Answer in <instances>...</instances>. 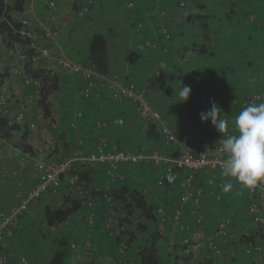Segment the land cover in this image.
Returning <instances> with one entry per match:
<instances>
[{
    "label": "trees",
    "instance_id": "trees-1",
    "mask_svg": "<svg viewBox=\"0 0 264 264\" xmlns=\"http://www.w3.org/2000/svg\"><path fill=\"white\" fill-rule=\"evenodd\" d=\"M116 1L119 4L124 3V9L131 12L132 16L127 30L129 29V34L132 36L133 40L135 35H138L140 39V41H136L137 45L134 44L133 41L131 42V49L138 54H142V52L144 53L151 50L147 48L144 49V51L137 49L141 43L148 39L156 44L157 49L156 51H153L157 52L154 65L155 71L153 70L151 74L152 76L149 78L154 80V75L158 71L162 74L161 84L164 83L166 79L172 81L174 80L175 82L184 79L186 80L184 81L186 85L193 88L195 83V78L193 77L194 72L188 69V66H191L192 63L200 67L205 66L204 69H206L207 66H210L209 72L214 73L215 76L217 75L220 80L222 78H226L227 76H235L238 82L242 85L244 84V86H248V88L250 87V82H256L260 78V75L264 73V70L258 68L259 66L256 67L257 63L254 62L255 59H262L264 61V43L260 48H256L254 50L251 45L249 46L247 44V41L251 40V34L245 26L240 28L233 25V21H239V19L234 16L240 12L239 8H237L236 2L233 0H162L160 4L146 3L143 0ZM90 2V5L84 3L76 9L78 17L84 16H79L78 13H80L84 7L89 8V6L93 4V0H90ZM127 2H131L134 5L133 10L126 8ZM30 4V0H0V45L6 52L11 50V55L15 57V62H18L17 65H14L11 68H9V66L3 67L0 71V96L4 85L11 79V77L12 79H18L20 82H24L23 84L31 85L28 82H36L38 84V98L36 104L43 113V119L50 122V126L48 127L49 130L46 129L47 139L45 141L47 142L50 150L48 152L46 151L45 154L42 153V159L46 162H53L56 160L68 159L75 153L78 148L77 139L74 134L76 132L71 128L77 120L76 113L78 111L82 113V119L81 121H78L79 129L83 128L85 125L89 126L87 123L90 121V113H88V110L84 111V108L86 109L89 104L87 100H83L79 95L84 83V81L80 79L81 86L76 92L77 96L82 101L80 102L81 105H83H73L72 108H70L71 106H68L65 114H59V112L62 113L61 110L57 111L58 114H54L53 105L50 99L61 92L64 85V76L61 72H56L52 68V63H48L46 57L42 55V51H44V49L49 50V45H52V42L46 37L44 29L57 28L45 20H37L26 15V10L30 9ZM47 8L49 12L54 11L49 8L48 4ZM162 12H164V15H161ZM137 19L139 20V23L143 24V29H139L137 27L135 22ZM36 21H40L43 27H38L36 25ZM159 28H166L168 30L169 39L166 40L164 37L158 35L157 30H159ZM240 30L241 35H236L235 33ZM150 31L153 33L150 34ZM32 32H34V38H29L25 34ZM147 32L149 36H152L151 39L147 37L148 35H145ZM113 47L114 46L110 43L104 33L100 31L95 32L91 35L83 60L76 63L81 64V66L85 69H90L96 72L99 76L105 78L106 80H114L115 78L120 79L119 72L122 69H126V67L123 65L120 69H117L115 64L117 62H112ZM138 56L139 55L136 57L139 58L140 56ZM14 69L17 70L16 73H13ZM195 72L197 73L198 71ZM130 74L131 73L124 77V81L127 83L132 81V83H134L133 80H129ZM132 74H135V71H133ZM136 85L143 86L139 84ZM165 88L166 86L163 84V86L158 87L157 89L164 91ZM243 90L246 93L261 92L250 91L245 87ZM106 96L107 94L105 93L103 99L105 102L103 105L104 108L101 106L99 111H94V109L91 114L94 116H96V114H102L104 116L107 115L110 116L111 120H113L119 114L121 107L125 109L126 115L135 116V106L132 102H125L123 106L118 102H110L113 103L112 105L115 106V109L111 108L110 111H112V113L108 114L107 110L111 104L108 105ZM229 101L230 99L227 102L228 106ZM157 109L159 110V108ZM187 109L190 110L191 108L187 106ZM232 111L233 114H235L234 110ZM195 112L193 114L191 112V114H187L185 116L186 120L191 121L195 118L199 119ZM17 115L18 114L12 115L8 109L6 110L5 108H1L0 140L10 142L13 150L19 149L25 154H28L31 158L35 159L36 157L33 155L31 146L27 142L31 132V123L28 122L26 117H24L23 122L18 123L16 120ZM167 120L170 122L169 119ZM57 123H59V127H53V125ZM94 123L93 125H90L93 131H91L88 135L91 136L90 138L85 140L83 133L80 136V133L78 134V137H83L85 143H88V145L87 143L85 144L86 149L85 146L82 147L85 152L87 149L88 152H92L97 143V132ZM124 127L113 128L123 129V139H119L120 137H118L119 134L117 131L114 133H108L110 142L116 144L119 149L136 152L143 148H147L151 151L154 147H157L158 150L162 152H168V148L164 145L160 135L154 127L150 126L147 131L141 132L140 127L138 128L137 126L136 134L134 136L130 135L129 127ZM101 131H105V129ZM37 158L40 159L39 157ZM28 167H30L29 170H31V163H28L26 169ZM143 167L148 166L123 168L121 170L122 173L125 174L126 178L124 182L116 183L111 188L114 200L113 209H115L118 221L126 227V233L124 234V238L122 237V240L126 241L128 248L135 245L137 241H140L141 243L136 246L135 254L138 264H162L158 250H156V244L161 241H165L162 240L157 228V209L160 208V205H156L154 202L149 201L142 186L134 189L129 187V178L127 177L129 169L141 170ZM29 170H26L25 172ZM103 171L104 167L102 166H98L93 169L83 168L82 172L79 174V181L83 183L86 188L88 187L87 189H89L90 184L93 187L92 189L95 190L96 188L101 187L102 183L96 184L93 182L94 180L92 181V178L94 176H97L98 179L103 178ZM199 174L196 176V180H199L197 179ZM217 174L218 173L207 172L206 175L208 178L211 175L216 176ZM37 178L38 176L35 174L36 181ZM205 186H207L209 190L204 188ZM205 186L200 184V186L198 185L197 187H200L204 194L206 193L205 190L213 192L214 188H209L207 184ZM15 188L16 184H14L11 188L13 189V193L16 190ZM215 191L218 195L223 192L222 187L215 188ZM95 194L96 192H93L92 196H97ZM54 199L55 198L51 197V195L46 194L33 202L36 207L43 206V220L40 225L42 224L43 226H46L51 231L59 230L60 226L75 220L76 214L85 209L81 201L66 197L60 198L61 201H58L59 205H49L48 201L52 202ZM248 200H250V196H248ZM246 201L247 200H245V206L247 209L249 203ZM97 203L99 204L98 208L105 213L104 220L101 219L104 225V221L106 220L107 215H109V212L107 207L104 206L98 199ZM35 212L36 211L33 210L32 214L34 215ZM242 215L245 219L246 214H241V216ZM86 217L84 218L87 227ZM164 218L166 222L170 224L166 217ZM247 220L249 224V217ZM250 232V236L248 237L242 234L238 238V244L236 243L232 246L237 247L238 245L243 246L244 244L243 250L248 248V246H258L263 250V230L259 229L257 231L253 230ZM17 233L18 231H16L10 239H6L2 243L0 242V254L6 255V249L3 244L14 238ZM148 233L149 237L147 235ZM31 234H33L32 236L34 237L38 236H35L34 231H32ZM42 235L44 236V234ZM145 235H147V241L142 244V239ZM30 240L32 241L30 244H33V240ZM53 241L56 243L51 247L52 251L48 256V260L42 264H67L70 257L76 256V254L79 253L83 254L85 257H91L89 255H85L84 250L86 239L81 242L78 238H76V236L69 237L61 231L56 235V238H54ZM115 241L118 247L119 239L115 238ZM30 244L28 242L24 248H31L32 246H30ZM192 244L193 243L188 241L187 244L184 243L181 246L174 245L171 247L174 252L178 253L177 257L180 263L213 264L212 258L209 259L208 257L199 259L193 263V253L190 252L188 255L185 254V250L188 249L189 246L191 248ZM18 250L19 248L17 251ZM243 256L245 255L243 254ZM24 258L26 259L25 256Z\"/></svg>",
    "mask_w": 264,
    "mask_h": 264
},
{
    "label": "crops",
    "instance_id": "crops-1",
    "mask_svg": "<svg viewBox=\"0 0 264 264\" xmlns=\"http://www.w3.org/2000/svg\"><path fill=\"white\" fill-rule=\"evenodd\" d=\"M30 1V9L26 10V15L37 20H45L49 24L51 23L52 25H54V27L59 29V35L55 43L52 42V45H49V50L44 49V51H42V55L46 57L48 63H52V68L56 72H61L64 76V85L61 92L51 97L50 99L53 105L54 114H58V110L62 111V113L59 112V114H65L68 106H71L70 108H72L73 105L80 106V102H82L81 99L77 96L76 92L81 86L80 77L78 78L77 74H73L67 69H62L57 61H62L64 59L71 62H81L86 54L91 35L99 31L104 33L110 43L114 46L112 50V62H117L115 63L117 69H120V67L123 65H125L126 67V69H122L119 72L120 79L118 80L124 81V77L131 73L129 76V80H133L135 84L144 86L148 84L147 82H152L154 87L150 88L151 92L148 94V101L155 109L159 108V110H157L164 115H162L164 118L169 119V124L176 133H179V130H181V128L179 130L177 129L178 127L176 126V123L179 125V127L183 125L185 121H187L185 118L187 114H193L196 111L195 114H197L200 120V113L207 111L206 106H203L202 104H198L189 110L187 109V106L189 107L188 100L186 102H179L181 100V97L179 96V88H177L178 82L166 79L164 83L161 84L158 82L157 84V82H155L152 78H149L152 76L151 74L153 70L155 71L154 65L157 57V52L147 51L144 53L142 52V54H138L131 49V42L133 41L134 44H136V41H140V39L138 35H135L133 40L132 36L129 34V29L127 30L132 14L131 12L124 9V3L119 4L116 0H93V4L89 6L90 9L88 8L86 14L83 17H78L76 9H78L84 3L88 4L90 0ZM49 1H53L56 4V8L52 12H49V10H47V2ZM152 33L153 32L150 31V34ZM145 35L147 36L148 32ZM147 37H149L150 39L152 38V36L149 35ZM137 55H139L140 57L138 56L139 58H137ZM17 64L18 62H15L14 56L8 54L4 50L1 52L0 71L3 69V67L9 66V68H11ZM197 66L198 65H195L194 63H192L191 66H188V69L194 72V87L196 86L215 90L218 94L219 104L224 107L227 112L229 125H233L235 114H233V111L232 109H230L227 102L229 99L237 96L239 93H246L243 90L244 86L242 87V84L238 82L235 76H227L226 78H222L220 80L218 79L217 75L215 76L214 73L209 72L210 66H207L206 69H204L205 66ZM133 71H135V74H132ZM195 71L198 72L196 73ZM183 81L186 80L183 79ZM23 83L24 82H20L18 79H12V77L9 81L6 82L1 93V97L4 100L3 106L6 110L8 109L10 113H12V115L20 112L23 113L24 117L28 119V122L34 125V128L31 129L27 142L31 146L34 157H39L42 159V153L45 154L46 151L48 152L50 150L47 142H45L47 139V130H49L48 127L50 126V122L43 119V113L36 104L38 98L37 90L31 85ZM163 84H165L166 86L164 91L158 90L157 88L163 86ZM185 85L186 83L183 86ZM171 86H173L172 90L170 92L167 91ZM193 88H191V90ZM109 91L110 87L108 85L102 87L101 102H104V94H107ZM87 102L89 106L86 107V109L84 108V111L88 110V113H90V121L89 123H87L89 126L85 125L83 128H81L82 130L79 129L78 121H81L80 119L76 120V122L74 123L75 126H72L71 128L76 132L74 134L77 139V146L79 147L78 140H82L81 142L82 145L85 146V149V144L87 143H85V140L91 137L88 136L92 131L90 125H93L94 122H97L99 120H103L106 122H109L111 120L110 116L107 115L104 116L102 114H96V116H94L93 114H91L92 110L94 109V111H99L100 107L104 105L105 102L103 104L99 101ZM112 104L113 103L108 102V105H110L107 110L108 114L112 113V111H110L111 108L115 109V106ZM102 108H104V106ZM120 113H123L125 115L124 116L122 114L126 120L124 128L130 127V125L133 128H137V126L139 128L141 126V121L137 117V115L128 116L126 115L125 109L121 107L118 115H120ZM174 119L178 121L174 123ZM201 123L203 124L201 129L202 133H208L209 131L211 132V126H209L210 121ZM53 127H59V123L54 124ZM113 128L115 127L108 126L105 131L96 130V132H102L100 135H107V133H114L115 131H117L119 134L118 137H120L119 139H123V129ZM82 133L85 136V140L83 139V137H78V134L80 136ZM156 149L158 148L156 147ZM0 151L2 170L6 172H9L10 169H13L16 165L17 160L20 158L27 160V164L31 163L34 160L30 156H28V154H25L19 149L13 150L11 143L3 140H0ZM29 169L30 167H28L26 170ZM142 169L146 170L143 171L144 174H141L142 179L140 178V173H142V171L129 169V173L127 174V177L129 178V187H132L134 189L137 188L138 185L141 186L142 181H150L152 187L157 190L156 193L161 195H159L157 201H152L151 198H149L148 196L146 197L149 199V201L154 202L156 205H160V207L163 209V216L166 217L168 222H170V224L168 223L167 226L166 240L156 244V250H158L162 264H184L178 261V253L174 252L171 247L174 245H183L185 239H188L189 242L193 243L191 246V251L193 253V263H195L199 259L208 257L209 259L212 258L213 264H264V247L262 252L254 254L252 253L249 256L245 254V249L243 250L244 244L243 246H232L233 244H236V241L238 244V238L242 234L248 237L250 236V231L253 230L257 231L259 229H262L264 232V225L253 229L249 228L247 220V209L245 204H243L245 200H247L246 202L248 203L250 202V200H248L249 192L246 188H241L240 185H237L235 182L229 180L223 174H217L215 176L216 181L222 185L231 182L233 184L232 190L228 193H219L220 196L217 194L215 189H213L212 194L205 190L206 193L201 204V212L203 214L202 231L204 232V235L208 237L211 233H213L223 219H230L231 221L230 225L227 228V231L229 233L228 243L224 245H222L221 243L219 244L222 248V256L214 257L205 248V239L198 241L196 237V234L198 233V227L194 225L195 219L189 208L183 210L180 217L181 222L187 224L189 226V229L183 231L174 227L172 224V218L178 210L176 202L178 201L179 195L181 193L180 188L178 186H173L165 189H158L155 186L157 169L154 167L153 169L151 167H143L141 168V170ZM25 171L23 172V176L21 177L22 180L20 181L26 186H32L36 182L35 174L33 170H29L27 172ZM206 174L207 172H202L199 174V176L197 177V179L199 180H195V186H200V184H202V186L206 185ZM15 180L16 177L12 175H10L9 177L5 176L0 186V209L3 212H7L8 209L13 205L12 196L14 193L13 189L11 188L14 184H16ZM98 180L99 179L97 176H94L92 178V181L95 183ZM100 183H102L101 179L98 184ZM204 188H207V186H205ZM58 201L60 202L61 199L55 198L53 200V204L58 205ZM98 205L99 204L97 203V207L91 210V212L94 213L93 216L98 215V219H94L93 226L91 228H88L86 227V223H84L83 226H79L73 221L74 233L71 236H76V238H78L81 242L89 238L92 245L97 248V255L85 257L83 254L79 253L76 254V256L70 257L67 264H138L135 253L136 246L141 244L140 241H137L135 245H132V247L128 249L123 258V261L120 262V258L117 254V243L115 241V238H112L108 234V232L104 228L103 223L100 222V217L105 213L102 212L100 208H98ZM35 206L36 205L34 203L32 205L33 210ZM244 207L246 209L243 213L246 214L245 219L243 218V215L241 217V214H239L241 212V209ZM85 210L86 209H83V211ZM87 214L88 213L86 212L85 217ZM34 216L35 214H30L25 219L30 223H25L24 227H22L23 229L19 230L14 238L6 241L3 244L6 249V255L9 257L10 264H17L18 258L22 257V252L24 251L23 248L29 242L26 231H28L30 227H36V229H38V226L37 224H35L33 219ZM145 241H147V238L143 237L142 244L145 243ZM18 248L20 249L17 251ZM242 251L245 256H243ZM25 257L30 264H42L43 262L48 260V258H43V260H41L37 256L33 261L32 258L27 256Z\"/></svg>",
    "mask_w": 264,
    "mask_h": 264
},
{
    "label": "built area",
    "instance_id": "built-area-1",
    "mask_svg": "<svg viewBox=\"0 0 264 264\" xmlns=\"http://www.w3.org/2000/svg\"><path fill=\"white\" fill-rule=\"evenodd\" d=\"M146 3L160 4L162 0H143ZM90 1L87 5H90ZM49 8L54 10L56 8L55 2L48 3ZM127 9H134V5L131 2L126 3ZM88 11V7H84L79 16H83ZM164 15V12L161 13ZM137 27L143 29V24L136 21ZM38 27H43L40 21H36ZM46 37L54 42L58 38V30L54 28H45ZM33 33V34H32ZM25 33L29 38H34V32ZM158 35L169 39V32L166 28H159L157 30ZM19 48V47H17ZM16 48V49H17ZM150 49L156 51L157 46L150 40H146L141 43L137 49L144 51V49ZM2 49L0 45V50ZM11 55L12 51L7 52ZM58 64L67 69L73 74H77L80 79L84 81L82 89L80 90V97L87 101H99L101 102V89L102 87L109 85L110 91L107 93V102H118L122 106L125 102H132L135 106V115L140 119L141 132L147 131L150 126L158 132L164 145L171 152L178 150L175 155L170 152H162L156 148L149 151L147 148L140 149V151L122 150L119 147L110 142L107 135L102 134L97 138V143L92 152H85L82 148V140H78L79 147L75 153L68 159L56 160L53 162H46L43 159H34L31 162V170L38 176L37 181L32 186L24 185L20 180L23 171L27 167V160L20 158L17 160L16 165L9 172L2 170L1 165V151H0V186L5 176L10 175L16 177V190L14 191V204L9 208L7 212H0V242L2 243L6 239H10L16 231H19L23 227L24 220L32 214V204L36 200L43 197V195L49 194L53 198H73L77 201H81L84 208L88 211L86 221L87 227L91 228L94 223V216L91 210L97 207V199L107 207L109 215H107L104 221V228L112 238H118L119 244L117 247V254L120 258V262L123 261L125 254L128 251L126 241L122 240L126 233V227L117 219L115 209H113V196L111 188L116 183H122L125 181V174L122 173L123 168L137 167V166H152L159 170V175L155 181V186L158 189L169 188L178 186L180 188L179 199L176 202L178 210L172 218V224L174 227L183 231L189 229V227L181 222V212L186 208L191 210L195 219V225L198 227V233L196 234L198 241L204 240V246L214 257L222 256V245L227 244L229 241V233L227 231L230 225V219H223L220 225L215 231L208 237L204 235L203 228V214L201 212L202 198L205 195L200 187L195 186L196 176L202 172L223 174V164L227 159V153L221 151L220 138H224L227 134H235L234 123L229 125V132L227 134H221L209 123L211 126V132L202 133L201 129L203 124L199 119L195 118L182 125L179 133H176L170 126L166 118L155 109L148 101V94L151 92L150 88L153 87L152 82L144 86H137L132 82H125L122 80H106L99 76L96 72L85 69L81 64L71 61H57ZM17 70L14 69L13 73ZM155 82H162V74L156 72L154 75ZM36 90L38 84L36 82H28ZM185 82L179 80V85L183 87ZM173 86L169 88L171 91ZM38 93V90H37ZM218 94L215 90L209 88L194 87L191 91L189 98V107L193 108L198 104L206 106L207 110L211 106V102H216L222 109L221 114L224 119L228 120L227 112L224 107L219 104ZM264 102V90L261 92L239 93L237 96L232 97L229 101L230 109L234 110L235 117L238 113L251 103ZM4 100L0 96V110L4 108ZM103 104V102H101ZM103 106V105H102ZM4 110V109H3ZM16 120L18 123L23 122V113H17ZM76 119H82V113L78 111L76 113ZM126 124L125 117L120 114L117 115L110 122L99 120L95 122V129L101 131L106 129L109 125L114 127H124ZM73 127L75 125H72ZM34 125H30V129H33ZM98 166L104 167L103 183L101 187L92 189L89 184V189L79 181V174L83 168H96ZM214 175L207 178L206 184L209 188H218L223 185L218 183ZM229 180L238 182L231 177H227ZM94 185V184H93ZM247 189V188H246ZM250 196V202L247 207V215L250 219L249 228L253 229L264 225V186H258L253 189H247ZM96 192L92 196V193ZM212 194V192H210ZM218 197V196H217ZM157 228L158 233L162 237V240H166L167 226L163 216V209L160 207L157 209ZM122 240V241H121ZM184 243H188V239H185ZM85 255L95 256L98 251L94 245H92L89 238L85 241ZM262 248L248 247L244 250L245 254L251 255L252 253H259ZM191 251L189 246L185 250V254L188 255ZM0 264H10L9 257L0 254ZM17 264H30L24 257H19ZM204 264V263H203ZM206 264V263H205Z\"/></svg>",
    "mask_w": 264,
    "mask_h": 264
},
{
    "label": "clouds",
    "instance_id": "clouds-1",
    "mask_svg": "<svg viewBox=\"0 0 264 264\" xmlns=\"http://www.w3.org/2000/svg\"><path fill=\"white\" fill-rule=\"evenodd\" d=\"M190 86L179 85V102H186L191 94ZM223 111L211 102L206 112L200 113L201 122L210 121L221 134L229 132V121L222 117ZM235 134L220 138L221 151L227 153L223 175L234 178L241 188L253 189L264 186V102L251 103L243 108L234 120ZM231 182L225 183L223 192L232 190Z\"/></svg>",
    "mask_w": 264,
    "mask_h": 264
},
{
    "label": "rangeland",
    "instance_id": "rangeland-1",
    "mask_svg": "<svg viewBox=\"0 0 264 264\" xmlns=\"http://www.w3.org/2000/svg\"><path fill=\"white\" fill-rule=\"evenodd\" d=\"M233 1L236 2L237 8H239V10H240V12L234 16L235 18H238L240 22L239 21H233V25H235V27L237 26L240 28L245 26V28L251 34V40H248L247 44L249 46L251 45V47L254 50L256 48H260L262 46V44L264 43V0H233ZM235 34L241 35V30ZM2 51H3V48L1 49V52ZM261 60L262 59H255L254 62L257 63L256 67L259 66L258 68H260L261 70H264V61L262 60L263 61L262 62ZM246 81H248V80H246ZM242 86H244V84ZM249 86H250L249 88H248V86H244V87L250 91H263L264 90V73H262L260 75V78L256 82H254V81L250 82ZM176 121H178V120L174 119V123H176ZM186 122L187 121H185V123ZM188 122H189V120H188ZM131 124H134V123H131ZM176 126L178 127L177 129L179 130L182 125L179 127V125L176 123ZM129 129H130L129 133H133L130 135L134 136L136 134V128H133L130 125ZM101 133L102 132H97L96 138H98ZM107 135H108V133H107ZM177 151L178 150L175 149V150H173L171 152L169 151V152L172 153L173 155H175L177 153ZM149 167H151V166H148V168ZM151 168L153 169V167H151ZM140 171H142V173H140V178H141V174H144L143 171H146V170L142 169ZM158 175H159V171L157 170L156 179H157ZM101 179H102V183H103V178H101ZM156 179H155V181H156ZM99 181H100V179L96 182V184ZM141 186L144 189L145 194L149 198H151L152 201L158 200L159 195H161V194L156 193L157 190H155L152 187V185L150 184V181H147V180L142 181ZM138 187H140V186L138 185ZM12 199H13V204H14V194L12 196ZM44 201H47V200H44ZM48 203L51 206H53V201L52 202L48 201ZM243 204H245V202H243ZM54 205L56 206V204H54ZM42 208H43V206L42 207L41 206H37V207L35 206L34 207V210L36 212H35V216L33 217V219H34L35 224H37L38 229H36V227H33V228L30 227V229L28 231H26L27 232V238H29V244L32 242L30 239L33 240V244H30V246H32L31 248L26 247V248H24V251L22 252V257H24L23 255H25L27 257L32 258L33 261L37 256L41 260H43V258H48V256L50 255V253L52 251L51 247L53 246V244L56 243L53 241L54 238H56V235L62 231L63 234L71 237L74 233L73 221L77 225L83 226L85 223V218H84L85 213L86 212L88 213V211H86V210L85 211H83V210L79 211L75 216L76 217L75 220L71 221L68 224L60 226L59 230L51 231L46 226H43L42 224L40 225V223L43 220V213H44ZM244 210H245V207L241 209V212L239 214H243L245 212ZM32 211H33V208H32ZM97 216L98 215H95L94 219H98ZM104 216H105V214L102 215L100 218L104 220ZM27 222L28 221L24 220L23 227H24L25 223L26 224L30 223V222H28V223ZM100 222L103 223V221H101V220H100ZM32 231H34L35 236L38 235L40 238L38 236H36V237L32 236L33 235V234H31ZM42 234H44L45 237H43ZM147 235L149 236V233ZM147 235H145V237ZM34 239H36V240H34ZM236 243H237V241H236ZM33 261H31V262H33Z\"/></svg>",
    "mask_w": 264,
    "mask_h": 264
}]
</instances>
